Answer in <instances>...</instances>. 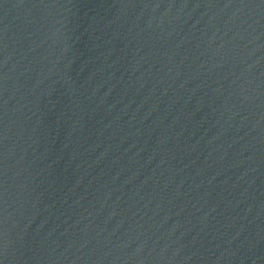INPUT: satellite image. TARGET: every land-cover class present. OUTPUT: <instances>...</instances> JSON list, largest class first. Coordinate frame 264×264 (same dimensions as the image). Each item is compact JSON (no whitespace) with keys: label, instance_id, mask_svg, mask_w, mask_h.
Masks as SVG:
<instances>
[{"label":"water","instance_id":"1","mask_svg":"<svg viewBox=\"0 0 264 264\" xmlns=\"http://www.w3.org/2000/svg\"><path fill=\"white\" fill-rule=\"evenodd\" d=\"M0 264H264V0H0Z\"/></svg>","mask_w":264,"mask_h":264}]
</instances>
